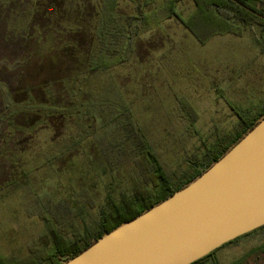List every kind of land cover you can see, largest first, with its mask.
<instances>
[{
  "label": "rangeland",
  "instance_id": "obj_1",
  "mask_svg": "<svg viewBox=\"0 0 264 264\" xmlns=\"http://www.w3.org/2000/svg\"><path fill=\"white\" fill-rule=\"evenodd\" d=\"M78 1L84 5L81 30L69 35L60 23L54 25L56 39L62 32L72 45L53 59L32 56L36 44H25L15 31H10L18 37L14 46L0 44V256L18 260L50 250L41 212L70 234L72 227L89 226L108 191L116 200L125 191H144L130 160L127 129L146 139L174 182L195 152L237 129L238 117L251 120L264 110V41L245 30L200 42L167 17L162 0L150 7L161 11L160 22L139 34L127 64L83 81L79 61L88 53L93 16L105 8L115 16L134 9L129 0L131 9L124 11L123 0H115L117 9L112 0ZM176 10L185 19L193 6L182 1ZM11 17L12 26L22 27ZM73 79L95 104L89 113L99 118L92 128L79 121L81 111L63 112L66 118L59 113L75 101L69 100ZM77 98L87 101L86 95ZM119 107L128 113L119 115ZM74 141L80 144L71 146ZM239 263L264 264V228L218 249L203 264Z\"/></svg>",
  "mask_w": 264,
  "mask_h": 264
},
{
  "label": "trees",
  "instance_id": "obj_2",
  "mask_svg": "<svg viewBox=\"0 0 264 264\" xmlns=\"http://www.w3.org/2000/svg\"><path fill=\"white\" fill-rule=\"evenodd\" d=\"M58 1L60 3V0ZM58 1L0 0V44L14 46V41L18 37L13 38L10 31H15L20 33L21 37L19 39H22L25 44H36L34 46L35 51L31 52L32 56L38 54L41 58L53 59L56 55H60L65 48L72 44L69 41L64 42L65 40L61 38L63 36L62 32L59 31L57 33L60 34V37L56 39L54 25H59L60 23L67 30V33L71 35L81 30L85 18L83 14L84 5L78 0H61L62 5L58 4ZM123 1L125 5L121 9H131L129 5V2H131L134 9L132 11L133 14L125 11L130 15H124L125 12L120 15L119 12L121 10H118V16H115L113 15V9L105 11L107 9L105 8V10L96 12V15L93 16L96 25L92 31L90 43L86 47L88 53H86L87 55L82 54V56L84 55L83 59L79 61L80 65L83 66V69H80L83 70V81L90 75L102 74L110 66L127 64L128 60L133 57L134 43L139 38V34L152 29L151 27L160 22L161 19L158 17L161 11L159 9H153L154 11L150 9L154 0ZM182 1H190L193 6V11L185 19L176 10L177 5ZM237 1L264 16V0ZM114 2L115 0L111 1L113 6H115ZM162 6L167 12V17H175L200 42L211 36L225 33L240 35L245 30L252 32L254 36L256 35V41H264V20L230 0H162ZM115 9H117L116 6ZM11 16L16 17L22 27L16 28L12 26L10 23V20L12 21ZM153 19L156 21L152 22ZM42 21L43 23H41ZM193 22L197 23L198 27L193 26ZM8 26L10 27L9 29ZM198 28L200 32L197 31ZM43 30L45 31L43 32ZM47 32L49 33L47 34ZM257 32L258 34H256ZM52 39L60 42L53 45L50 42ZM71 81L75 91L70 92L69 100L75 98V101H70L68 108L59 109V113L62 114L63 118H66L63 112L68 114L75 112L74 116H76L78 111H81L83 112V117L79 121L88 123V128H92L94 121L99 118V116L96 115L94 117L92 113H89V109L92 110L95 104L89 100V92H84L82 89L79 90V85L81 84L78 85L77 80L73 79ZM84 95H86L87 101H79L77 97L81 98ZM107 103L108 101H103L100 103V107L103 108L104 104L107 105ZM181 105L183 110L188 108L183 104ZM52 110L56 112L57 109H49L50 112ZM125 111V107L124 110L120 109V107L118 109L119 115L128 113V111ZM263 114L264 110L258 114L257 118L251 120H244L238 117L237 129L231 135L225 136L223 139H217L210 146L204 145L202 152H195L189 158L186 169L182 170L183 173L180 176H176L174 182H171L163 171L146 139L141 134H136L133 128L127 129V139L130 141V149L128 151L130 152L129 156H132L130 160L134 162L135 168L142 178L144 191H125L122 193L123 197L119 200L114 199L113 193L108 191L104 203L98 206L96 218L92 220L88 227H85L83 231H76V229H73L74 227H70L72 229L71 238L68 230L57 226L58 221H52L44 211V213L41 212L39 218L52 245L50 250L47 251L45 248L41 254L32 253L31 256L28 255L18 260L14 257L0 256V264H60L61 260L77 255L103 233L109 232L122 222L131 220L193 180L202 170L209 167L212 162L216 161L232 144L251 129L257 119ZM47 116L46 114L42 117V121ZM124 124H127V122ZM13 126L14 124L11 125V127ZM89 135L90 132L86 130L84 137ZM79 144V142L74 141L71 146L76 147ZM91 201L89 206L94 204V201H92L93 204ZM263 228L264 226L240 236L222 247ZM215 251L192 264L205 263L213 256Z\"/></svg>",
  "mask_w": 264,
  "mask_h": 264
},
{
  "label": "water",
  "instance_id": "obj_3",
  "mask_svg": "<svg viewBox=\"0 0 264 264\" xmlns=\"http://www.w3.org/2000/svg\"><path fill=\"white\" fill-rule=\"evenodd\" d=\"M262 226L264 114L193 180L60 264H192Z\"/></svg>",
  "mask_w": 264,
  "mask_h": 264
},
{
  "label": "flooded vegetation",
  "instance_id": "obj_4",
  "mask_svg": "<svg viewBox=\"0 0 264 264\" xmlns=\"http://www.w3.org/2000/svg\"><path fill=\"white\" fill-rule=\"evenodd\" d=\"M31 1V0H30Z\"/></svg>",
  "mask_w": 264,
  "mask_h": 264
}]
</instances>
